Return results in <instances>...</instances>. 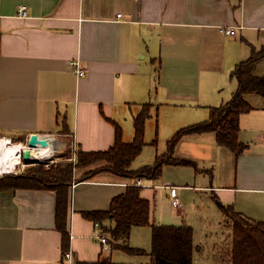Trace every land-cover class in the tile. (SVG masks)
<instances>
[{
    "label": "crops",
    "instance_id": "obj_1",
    "mask_svg": "<svg viewBox=\"0 0 264 264\" xmlns=\"http://www.w3.org/2000/svg\"><path fill=\"white\" fill-rule=\"evenodd\" d=\"M21 5L29 17L18 16ZM227 27L236 32L228 34ZM263 46L264 0H0V136L26 141L32 133L53 134L54 142L63 135L81 149L106 150L115 142V124L125 141L133 140L134 117L149 102L146 143L159 128L168 141L229 101L238 87L233 70ZM72 59L85 75L73 70ZM246 99L252 109L239 118L242 153L218 143L212 131L186 134L174 156L194 158V186L140 178L153 222L187 223L171 219L162 198L165 191L173 204L182 188L192 187L199 211L201 205L223 211L220 201L264 221V102ZM184 146L191 154L180 153ZM172 165L181 166L165 164L162 171ZM79 174L70 187L65 235L56 219V190L0 191V264L123 262L121 249H104L93 236L96 214L139 178L108 170L87 179ZM110 224L104 220L103 229ZM187 224L195 256L196 224ZM149 235L150 226H134L129 244L150 251Z\"/></svg>",
    "mask_w": 264,
    "mask_h": 264
},
{
    "label": "trees",
    "instance_id": "obj_2",
    "mask_svg": "<svg viewBox=\"0 0 264 264\" xmlns=\"http://www.w3.org/2000/svg\"><path fill=\"white\" fill-rule=\"evenodd\" d=\"M264 61V46L252 48L251 56L241 61L232 75L238 80V87L232 98L224 104L211 107L208 119L180 128L169 140L167 153L158 156L157 162L132 169V161L143 150L146 140V122L150 118L151 103L143 105L134 117L135 135L132 141L123 139L122 128L116 125L114 144L106 150H84L77 146V161L57 166L56 169H28L25 172L4 173L0 175V191L9 188L39 187L53 189L57 192L56 219L58 227L64 230L70 198V187L74 180L76 168H87L100 161L106 164L103 170L130 178L157 179L161 176L165 164L191 165L190 159L174 156L175 149L186 134L214 132L218 143L236 152L242 153L246 144L239 139V118L243 112L252 109L246 94L256 92L264 96V73H256L260 62ZM22 141L24 138H12ZM157 140L154 139L153 143ZM87 179L89 177H81ZM218 200V198H217ZM224 213L231 220L232 246L229 251L230 264H264V221H255L237 211L232 205H224L219 201ZM109 219L111 224L104 226L110 235L113 248H119L130 254H149V263L139 264H193L194 229L191 225L162 224L152 221L151 203L141 196V187L129 185L126 191L116 196L108 211L96 214V222L103 224ZM103 226V225H102ZM134 226H150L152 229V246L148 251L129 244ZM67 250V244L64 251ZM135 264V263H115Z\"/></svg>",
    "mask_w": 264,
    "mask_h": 264
},
{
    "label": "rangeland",
    "instance_id": "obj_3",
    "mask_svg": "<svg viewBox=\"0 0 264 264\" xmlns=\"http://www.w3.org/2000/svg\"><path fill=\"white\" fill-rule=\"evenodd\" d=\"M261 64L262 66L256 69V73H263L264 61H262L260 65ZM246 96H248V98L254 101V103L256 104H262L264 102V96L259 93L252 92L250 94H247ZM189 124H186L184 126H188ZM192 124L194 123L192 122ZM154 136L157 142L153 143L152 141L145 144L141 153L132 161L133 168L145 166L153 162L155 163L157 162L158 156L163 155L164 152L168 151L167 137H165L166 135L163 133V131H160V128L158 134H156L154 130ZM56 137H58V139L55 140L56 151H53L51 153V155L53 156L43 157L41 159H34L33 162L25 166V172H27L30 168H33L35 170H52L56 169L59 165H64L66 163L74 164L77 161V146L75 141H71V139H68L67 136L63 135H56ZM152 139H150V141ZM187 152L188 150L185 149L184 146L181 149L180 153L185 155L191 154ZM175 155L177 156V154ZM191 160L193 162V164L191 165H172L170 167L175 168H168V170L163 169L159 178L148 180V182H167L173 184H176L177 182H182L183 184H185L186 182H188V184L194 186V158L192 156ZM103 167L104 164L102 161H100L97 164H94L87 168H76L74 170V174L75 171H77V173H80V177H93L98 172L104 171L102 169ZM171 175L176 179H173ZM151 191H153V189H151ZM180 191L181 192L178 198L179 201L183 202L182 207H174L165 191L162 198L164 201L163 205L165 209H167V214L170 216L171 219H176L178 223L185 220L187 223L189 222L193 224V226L194 223L196 224L197 233L195 235V240L199 244L200 250L196 251L195 256L193 258V264H230V261L228 259L229 251L232 246L231 220L223 211L217 210L216 212L213 210L211 212L209 208L205 207L204 205H201L202 207L200 208L202 212L199 211L197 208V204L194 203L195 190L193 187L188 189L182 188ZM153 196L154 195L151 194L152 201ZM163 205H160V208ZM186 210L189 213V216L187 217L184 213V211ZM171 211H174L173 213L175 214L177 212L178 217H174L172 214H170L169 212ZM205 211H207V215H205ZM168 215H166L165 220H169L170 222L173 221L169 218ZM142 240L143 241H141V243L144 242V239ZM148 242L152 244V239L150 235L148 237ZM122 251H119L123 255L120 261L135 264L149 263L151 261V257L148 256L149 254H130L126 251ZM104 261L107 262L108 260L104 259Z\"/></svg>",
    "mask_w": 264,
    "mask_h": 264
},
{
    "label": "built area",
    "instance_id": "obj_4",
    "mask_svg": "<svg viewBox=\"0 0 264 264\" xmlns=\"http://www.w3.org/2000/svg\"><path fill=\"white\" fill-rule=\"evenodd\" d=\"M119 15H121V13H119ZM18 16L21 17V18H26V17H29L30 14H29V11H28V8L25 6V5H21L19 7V11H18ZM224 31H226L228 34H234L236 31L234 28H224L223 29ZM71 63V66L73 68V70L78 74V75H85L87 70L86 68H84L79 59H72L70 61ZM40 137H45V138H50L52 141L55 139V135L53 134H48V135H39ZM1 138V136H0ZM9 140L10 142L13 140L12 137H9ZM14 141V140H13ZM23 141V140H22ZM25 146H23V149H26L28 146V140L26 141H23ZM34 149V148H32ZM22 151L20 153V158L22 159ZM22 161L24 162V160L22 159ZM27 165V163H25L24 166H21V165H16L15 169L14 170H9V171H5V170H0V175L4 174V173H9V172H14V173H19V172H22L23 169L25 168V166ZM134 185H145V183L142 182V180L139 178L137 179V181H135L133 183ZM173 204L176 205V206H180L182 207L183 206V202L182 201H179V199H175L173 200ZM93 236L96 237L97 239L100 240V242L102 243L104 249H109L111 247V243H110V238L108 236V232H106L104 229H103V226L100 222H95V228H94V232H93ZM72 257V253L71 251L67 252L66 253V258L68 259H71Z\"/></svg>",
    "mask_w": 264,
    "mask_h": 264
},
{
    "label": "bare ground",
    "instance_id": "obj_5",
    "mask_svg": "<svg viewBox=\"0 0 264 264\" xmlns=\"http://www.w3.org/2000/svg\"><path fill=\"white\" fill-rule=\"evenodd\" d=\"M43 137V136H42ZM47 140L46 145H40L32 150V155L35 159H41L43 157H51V153L56 151L55 141L51 142L50 138ZM25 146L23 141H11L7 136H1L0 138V170H14L16 165L24 166L25 162L20 158V153Z\"/></svg>",
    "mask_w": 264,
    "mask_h": 264
},
{
    "label": "water",
    "instance_id": "obj_6",
    "mask_svg": "<svg viewBox=\"0 0 264 264\" xmlns=\"http://www.w3.org/2000/svg\"><path fill=\"white\" fill-rule=\"evenodd\" d=\"M47 140L40 137L37 133H32L28 139V146L22 151V159L25 163L29 164L35 159L32 155V148L39 147L40 145H46Z\"/></svg>",
    "mask_w": 264,
    "mask_h": 264
}]
</instances>
